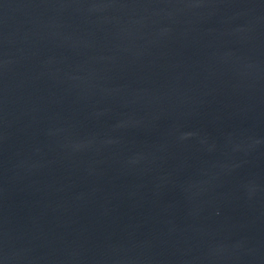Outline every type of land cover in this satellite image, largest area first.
Listing matches in <instances>:
<instances>
[{
	"label": "water",
	"instance_id": "obj_1",
	"mask_svg": "<svg viewBox=\"0 0 264 264\" xmlns=\"http://www.w3.org/2000/svg\"><path fill=\"white\" fill-rule=\"evenodd\" d=\"M0 264H264V0H0Z\"/></svg>",
	"mask_w": 264,
	"mask_h": 264
}]
</instances>
